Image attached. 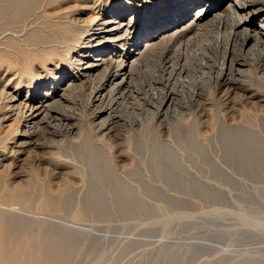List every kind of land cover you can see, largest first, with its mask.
<instances>
[{"label":"bare ground","instance_id":"bare-ground-1","mask_svg":"<svg viewBox=\"0 0 264 264\" xmlns=\"http://www.w3.org/2000/svg\"><path fill=\"white\" fill-rule=\"evenodd\" d=\"M40 32L47 41L31 48L35 55L26 70L20 72L16 67L18 59L7 65L0 63V127L9 121L15 123L0 137V167L9 176L0 184V221L14 229L56 236L54 242L67 252L75 250L82 255V249L93 243L103 245V250L98 248L100 245L96 247L95 253L102 252L92 263L86 262L84 254L81 257L72 252L73 259L81 257L85 262L81 258L71 262V258L68 264H98L109 256L121 264L120 260H126L132 252L131 243L123 245L119 240L122 245L110 242L118 246L110 247L105 241L107 236L100 238L93 225L82 224L81 216L85 217L88 210L85 203L89 202L85 198L91 188L86 189L84 184V192L83 188L73 187V174L77 172L70 167L77 162H73V156L68 159L56 150L57 141L81 146L80 97H86L81 107L94 132L93 142L105 148V170L98 158L92 159L95 179L125 181L118 167L127 166L132 149L116 127L124 117L123 100L142 96L146 107L144 118L139 114L143 112L139 104L134 106L133 115L125 114L130 127L147 123L159 131L171 119L173 106L188 103L195 107L192 125L196 135L210 116L213 101L224 123L225 118L235 116V110H255L264 105V96L258 90V86H264V0H0V52L8 40L27 48L31 35ZM137 78L140 85L133 89ZM25 166L29 172H23ZM82 171L83 176L81 172L79 175L86 178ZM90 184L93 186L92 181ZM96 188L91 197L110 199L107 191ZM70 190L76 199L70 208L73 213L65 209L73 214L74 221L81 219L78 223L53 216L64 205L60 204L65 203L63 196H70ZM260 223L257 225L264 224ZM256 251L254 255L244 250L245 256L237 252L230 253L236 256L221 255L219 251L206 264H264V252L260 255L262 250ZM168 254L157 252L151 257L158 264H172L170 257L174 255ZM151 257L136 258L127 264H143Z\"/></svg>","mask_w":264,"mask_h":264},{"label":"rangeland","instance_id":"rangeland-1","mask_svg":"<svg viewBox=\"0 0 264 264\" xmlns=\"http://www.w3.org/2000/svg\"><path fill=\"white\" fill-rule=\"evenodd\" d=\"M9 18L8 15L7 19ZM29 40L27 48L22 47L16 41H6L3 51L0 52V63L7 65L9 62L18 59L20 63L16 67L20 68V72L26 70L28 64L31 63V57L35 55V53L32 54L31 48L35 45H42L47 41V37L40 32L32 34ZM55 62H57V59H55ZM36 64V62L33 64L35 68L37 67ZM140 81L138 78L135 79L132 88L139 87ZM258 88L259 93L264 96V86L260 85ZM80 98L79 103L82 106L86 102V97L82 95ZM132 99L123 100L124 117L116 124L119 133L124 137L126 136L125 139L130 145L129 148L132 149L130 152L132 154H128L132 158L130 157L127 166L118 167V174L120 177L123 175L125 181H115L111 178L110 181L108 178L99 182L95 179V172L92 170L94 169L92 159L98 158L102 168L105 164L103 163L105 148L102 149L103 147L98 143L94 144V132L88 125L87 112H84L85 109L81 106L78 107L79 113H82H80L83 135H81L83 137L82 143L80 142L81 146L79 148L75 147L74 143L68 144L69 142L67 143L65 140L62 142L57 141L61 144L57 142L55 144L59 155L66 154L67 158L69 155L70 158L73 156L75 160L73 162H77L74 163L77 165H71L72 167H70L78 173L74 172L75 175L73 174L75 178L74 188H83L84 192L87 191L86 189L91 188L92 193L97 186L96 189H103L110 196L108 201L101 200L98 196L91 197L92 194L88 190L87 195L89 196L90 193L89 197L91 198L88 196L85 198H88L85 202H89L85 203L88 210L86 216L84 215L85 217L81 216L82 224L94 226V233L96 236L100 235L98 236L100 238L107 236L105 239L107 245H110V242L111 244L115 242L114 245L121 244V242H123V245L136 243V245L134 243L135 246L130 245L132 252L130 249L126 260L125 258H122V261L120 260L121 264H127L128 261L131 263L136 258L137 260L141 257L148 258V256H154L157 252L169 253L168 256L172 253L174 255V258L170 257L172 264L177 262V264H206L219 251V253L223 252V255L227 253V256L228 253L230 255V253L236 254V252L237 255L241 253L245 256L244 250L247 254L250 252L254 255L257 252L256 250H262L259 252L262 255V252H264V234H262L264 233V227H262L264 226L262 223L264 222V105L255 108V110L251 107L246 108L247 110H241L242 112L235 110L236 112L233 114L235 116L225 118L224 123L221 112L213 101L209 109L211 110L210 116L207 119L205 118L201 132L196 135L192 125L196 118L194 115L195 107L188 103L186 105L182 104L183 106L178 104L177 108L172 107V114H170L172 120H168L167 126L165 125V128H163L164 132L163 130H156L157 127L155 126L146 125L147 123H143L142 126L138 127H130L128 117L131 113L134 114L133 110L136 104L143 106V112L139 113L138 111L141 114L140 116L142 118L146 116V107L142 96L132 97ZM178 106L182 108L180 109ZM4 125L0 127V137H3L6 131H10L15 127L13 121H9ZM158 138L164 144L160 143L161 141L158 143ZM104 167L103 170L106 169ZM77 169L81 170L79 172L82 176V169L85 170L86 178L79 175ZM22 170L23 172H29V167L25 166ZM120 170L123 172L121 173ZM5 173L7 174V170L0 167V184L8 176ZM95 180L98 181L99 185ZM91 181L93 186L90 184ZM94 186L95 188H93ZM71 194H73V191L69 194L70 196L67 194L63 196L65 203L62 200L60 203L64 204L62 205L63 208L61 206L63 213H58L61 209H58L57 213L55 211L53 216L56 220L59 219L64 222L66 219L68 222V220L72 221L71 219H73V222H77L78 219L74 221L73 214L71 216L73 210L70 208L76 202L75 196ZM2 196L1 193L0 197L2 198ZM65 208H69L68 211L71 213H68ZM83 218L86 220L83 221ZM250 220L255 221L253 222L255 225ZM259 222L263 225H257ZM2 223H0V264H41L48 261L50 264H68L71 258H74L73 255H81L77 254V251L74 253L75 250H72L73 253L67 252V249H64V251L62 247H58L57 242L56 246L54 242L56 236L38 235V233L31 230L20 227L14 229V226L5 225L6 223H3V225ZM241 224L245 227L242 228ZM244 230H247V232ZM257 232H262L260 233L261 237ZM99 245L93 243L90 245L91 247L88 246L90 248L85 247V249H82L91 256L89 257L85 255L84 251H81L84 258H87L86 262L92 263V259L95 260L94 258L101 254L102 251L100 250H103V247H101L103 245ZM96 247L102 248L98 249V254L95 253L97 251ZM110 247L118 246L110 245ZM180 254H185V257L183 255L181 257ZM68 255H71V257H68ZM177 255L180 256L177 257ZM81 257L75 258L80 260ZM73 258L71 262L75 260ZM108 258L106 257L107 260L104 258L98 264L116 262L112 257L109 256ZM21 259L23 260L20 261ZM47 259L49 260L47 261ZM111 259L113 260L111 261ZM82 261L85 262L81 258ZM151 261L153 264L159 263L156 260L154 262L153 257L150 258V261L148 259L145 262L149 264ZM222 263L224 264V262H219V264Z\"/></svg>","mask_w":264,"mask_h":264}]
</instances>
